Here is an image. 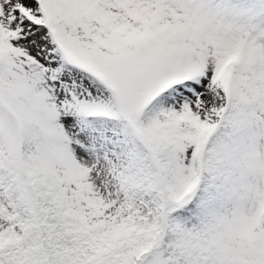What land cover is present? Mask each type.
I'll return each mask as SVG.
<instances>
[{
    "label": "snow or ice",
    "instance_id": "6c2138e0",
    "mask_svg": "<svg viewBox=\"0 0 264 264\" xmlns=\"http://www.w3.org/2000/svg\"><path fill=\"white\" fill-rule=\"evenodd\" d=\"M0 264H264V0H0Z\"/></svg>",
    "mask_w": 264,
    "mask_h": 264
}]
</instances>
